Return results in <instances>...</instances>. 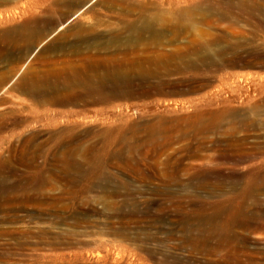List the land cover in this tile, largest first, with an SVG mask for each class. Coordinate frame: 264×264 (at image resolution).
Segmentation results:
<instances>
[{"label":"rangeland","instance_id":"rangeland-1","mask_svg":"<svg viewBox=\"0 0 264 264\" xmlns=\"http://www.w3.org/2000/svg\"><path fill=\"white\" fill-rule=\"evenodd\" d=\"M49 1L0 0V264H264V0H148L164 23L131 52L13 34ZM127 5L83 16L121 26ZM90 54L177 87L81 121L22 84L60 93Z\"/></svg>","mask_w":264,"mask_h":264},{"label":"bare ground","instance_id":"bare-ground-1","mask_svg":"<svg viewBox=\"0 0 264 264\" xmlns=\"http://www.w3.org/2000/svg\"><path fill=\"white\" fill-rule=\"evenodd\" d=\"M91 1L50 0L48 4L41 5L42 3H40L37 6V8L41 6L40 9L29 11V19L15 29L13 34L24 37L29 36L30 43L34 47L42 46L44 43L47 44L46 47H49L52 45V42H58L63 37H65V41L62 45L65 47L72 42L66 40V38L69 39L70 36H74L77 38L74 41L76 43L79 41L84 42L85 38H87L90 40L89 43L93 45V48H105V44H109L112 47H117L116 50L123 49L125 52H131L145 41L148 34L153 35L156 29L164 23V19L161 17L164 13L162 14L158 11L152 13L149 11L148 2L150 1L148 0H98L97 3L90 4ZM126 3H128L126 7L128 14L124 17L125 20L121 26L112 21L107 23L100 22L99 24L100 20L94 21V17L90 15L83 16L95 9H98V12L101 13L103 10L110 11L115 7H122ZM232 4L239 5L237 1L232 2ZM201 5L203 4H198L195 8L199 10L202 8ZM61 7L67 8L66 13L57 20L52 21L51 18L55 16L58 8L61 9ZM172 14L179 21L191 19L193 16L192 11L188 10L175 9ZM131 16L136 17V19ZM69 23L70 25H68ZM98 25L103 26L107 31L105 33L98 31ZM37 27H41L42 29L38 32L34 31ZM124 33H127L125 38L122 36ZM52 34L56 35L54 41L48 39ZM92 35L95 36L89 37ZM152 38L156 46L161 45L158 36ZM86 57L92 58L90 61L82 63L79 67H71L66 73L67 75L64 77L65 88L60 93L57 91L54 93L51 92L52 94L49 93V91L45 90L46 87L39 86L36 83L35 78H28L26 80L27 82L22 79V84H27L30 89H37L41 92L42 94L39 95L41 96L40 101L45 106L71 105L78 107L79 109H75L70 116H75V118H79L81 121L90 117L86 115L87 112L97 116L99 110L97 106L112 103V100L117 96H129L135 93L136 90L140 92H163L166 89L173 90L177 87L176 85H170L162 81L155 85H148L145 88H141V85H135L126 73L125 60H120L119 62L114 60L112 63L106 64L105 62H99L93 59L94 55L90 54ZM148 62L149 60L144 58L139 63L141 69H144ZM194 86L199 85L194 84ZM194 86L191 85L190 87ZM45 110L49 111L47 108ZM5 189L7 188L4 185V180L2 181L0 178V195L3 196Z\"/></svg>","mask_w":264,"mask_h":264}]
</instances>
